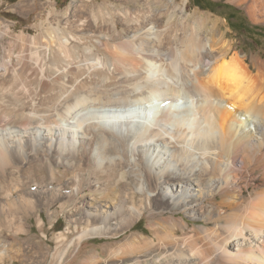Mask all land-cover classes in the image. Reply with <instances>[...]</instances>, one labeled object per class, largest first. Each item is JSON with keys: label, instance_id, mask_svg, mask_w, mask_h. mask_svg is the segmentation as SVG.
Returning a JSON list of instances; mask_svg holds the SVG:
<instances>
[{"label": "bare ground", "instance_id": "obj_1", "mask_svg": "<svg viewBox=\"0 0 264 264\" xmlns=\"http://www.w3.org/2000/svg\"><path fill=\"white\" fill-rule=\"evenodd\" d=\"M227 1L264 24V0ZM224 25L177 0H71L7 52L0 264H44L49 243L5 238L43 211L67 221L56 264L95 237L116 241L82 264H264V59Z\"/></svg>", "mask_w": 264, "mask_h": 264}, {"label": "rangeland", "instance_id": "obj_2", "mask_svg": "<svg viewBox=\"0 0 264 264\" xmlns=\"http://www.w3.org/2000/svg\"><path fill=\"white\" fill-rule=\"evenodd\" d=\"M208 1L218 3L222 8L213 9V7H207L209 9H202L192 0H187L186 3H184L185 6L183 5L182 0H177V6H183L188 14H193L194 12L196 14L203 13L204 15L210 16L212 19H219L225 24L223 29L228 31V38L235 42L237 49L245 51L249 59H264V24H254L242 7L231 4L227 0ZM70 2L71 0H0V61L5 55H7L9 50H12L10 52L14 55L18 53L22 44H26L32 37H43V34L39 33L40 31L37 26L40 22H45L46 12L53 8L58 11L64 10L69 6ZM98 2H100V0H92V3ZM228 16H233L234 21H230L227 18ZM179 32L180 31H178V33ZM174 42V38L168 35L167 37H164L163 45L165 47L171 46ZM32 189L35 190V187ZM42 216L46 223L43 228L37 226L36 216L32 215L31 218L27 220V224L31 225L29 235H10L5 236V238H7L9 242L11 241L14 243L21 241L19 242L20 244H23V239L27 237L34 238V241L42 240L43 244L49 243L50 250L49 254H46L44 264H56L55 258H52L57 247V244L53 239V234L65 230L67 227V221L64 215L58 212L55 216L58 220L54 223V229H51L47 212L43 211ZM176 217H178V214H176ZM132 232L137 234L144 233V235H147V233H149L147 228V218L145 217L142 219L138 225L132 229ZM113 241L116 240L101 237L88 238L82 242L81 248L75 247L76 249L74 248L70 254L66 256L65 260L72 258L79 249L80 255L79 258L76 259L75 264H82L91 252L102 249V247L109 245ZM36 255L38 254H35L33 251L28 252L27 258H29L31 260L30 262L33 264H37L39 255L38 257ZM21 258L22 257L17 258L15 264H21L23 259ZM27 258L25 257L24 260H27Z\"/></svg>", "mask_w": 264, "mask_h": 264}, {"label": "trees", "instance_id": "obj_3", "mask_svg": "<svg viewBox=\"0 0 264 264\" xmlns=\"http://www.w3.org/2000/svg\"><path fill=\"white\" fill-rule=\"evenodd\" d=\"M198 7L202 9H209L207 7H213V9H220L222 6L218 3H213L208 0H192ZM230 21H234L233 16L227 17Z\"/></svg>", "mask_w": 264, "mask_h": 264}]
</instances>
